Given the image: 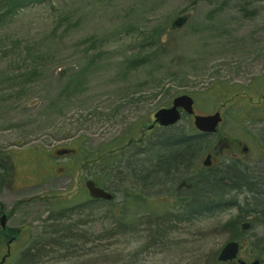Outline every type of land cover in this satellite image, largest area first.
Listing matches in <instances>:
<instances>
[{
    "label": "rangeland",
    "instance_id": "obj_1",
    "mask_svg": "<svg viewBox=\"0 0 264 264\" xmlns=\"http://www.w3.org/2000/svg\"><path fill=\"white\" fill-rule=\"evenodd\" d=\"M178 16L188 20L171 29ZM241 90L252 104L264 94V0H0V213L21 230L4 264L56 235L73 239L24 261L220 264L221 248L235 240L238 259L264 264V113L251 111L247 97H233L222 113L219 135L238 148L215 166L192 175L214 146L211 135L196 143L193 167L159 183L138 176L139 161L159 149L150 142L196 135L186 116L148 132L154 112L187 94L197 114H212ZM139 129L146 154L135 146L120 161L105 159L115 140L122 147ZM67 148L69 159L52 161ZM212 175L231 184L215 190ZM86 179L113 201L90 200ZM195 180L194 191H175ZM126 194L150 198L158 215ZM250 212L259 215L239 233ZM4 246L0 239V259Z\"/></svg>",
    "mask_w": 264,
    "mask_h": 264
},
{
    "label": "flooded vegetation",
    "instance_id": "obj_2",
    "mask_svg": "<svg viewBox=\"0 0 264 264\" xmlns=\"http://www.w3.org/2000/svg\"><path fill=\"white\" fill-rule=\"evenodd\" d=\"M259 93V91H258ZM257 93V95H258ZM260 95V94H259ZM234 100L235 99H244L245 97H247L248 99L244 100L245 101V105L248 106L250 108L251 111H255L256 113H264V94L260 95L259 98H257L255 104H252L250 103L251 101V96H250V92L249 90H241V91H238L236 92L234 95ZM233 97L230 98V100H227L226 102H224L222 105H220V107L218 108V110L223 113L224 109L226 108L227 104L230 102V101H233ZM196 114V112H195ZM188 119L191 118V116H186ZM181 118H183V115L181 116ZM223 120V119H222ZM221 124L222 122L219 124L218 128H217V131L215 134H213L214 136H216V139L214 140V146L205 154L204 158L206 156H209V166L208 167H204L203 164H201L202 166L200 168H196V169H192V175H198L199 174V171L201 169L205 170V169H208V168H211L213 166H215L218 162L221 161L222 157L224 159V157L226 156L225 155V151L226 150H229V149H232L233 147H235V150H237V145L234 143V141H230L228 139L225 138H222V135H219V129L221 127ZM153 129H163L161 127H159L156 123H154V121L146 128V130L148 132H151ZM165 130V129H163ZM140 131V134L136 135L137 138H135V135L134 136H131L127 143L120 147L119 144H120V139L118 140H115L113 143H115V146H114V150H113V153H112V160L114 162H117V161H120L122 160L124 154H129L130 153V149L132 147H137V148H140L141 151H140V157L143 156L144 154H146V151L144 150V148H146L148 142H147V138L145 136V134L143 135V132L142 130H138ZM207 136V135H206ZM153 143L155 144V147H159V145L157 146V143H160V142H150L151 145H153ZM117 146H119L120 148H118ZM191 147V150H192V154L189 158V161L188 163L185 162L183 164H181L182 166L184 165H190L191 167H193V164L194 162H192V159H193V154L195 152L194 150V146H195V143H190L189 145ZM68 150H71L72 152L71 153H67L66 155H56V152L60 153V150H56L54 151V153L52 154V161H59L61 159H69V157L74 154V150L72 149H69L67 148ZM62 151H66V149H61V152ZM242 151L245 153V155L248 154V147L247 146H244L242 148ZM51 161V159H50ZM142 161V160H141ZM144 166H146V164L143 163ZM64 168L63 167H60L59 170L62 171ZM200 181H205L202 177L199 178ZM198 181H193L192 183H189V182H186V181H181L177 184L176 188H175V191L176 192H181V191H184L186 190L187 192H192L195 190L196 188V184H197ZM239 192H241L242 194L245 193V194H252L253 196L256 195L252 190H239ZM145 206H146V203H145ZM3 215V213H0V216ZM259 215V213H251L249 214L248 217H246L244 221H241L239 223V232L243 233L242 230H240V227L242 226V224L244 223H250L251 226L253 225V223L255 222V220L257 219V216ZM7 220H8V215H7ZM10 227L8 226H4V228H0L1 229V235H2V239L5 240V246H4V251L2 252V256L6 255L7 253V249H9V258L12 257V254H13V246H14V243L16 242L19 234H20V231L21 230H16V231H12V234H10ZM236 242V241H235ZM239 243V253L241 252V243L239 241H237ZM247 264L248 262L245 261Z\"/></svg>",
    "mask_w": 264,
    "mask_h": 264
},
{
    "label": "trees",
    "instance_id": "obj_3",
    "mask_svg": "<svg viewBox=\"0 0 264 264\" xmlns=\"http://www.w3.org/2000/svg\"><path fill=\"white\" fill-rule=\"evenodd\" d=\"M221 92L224 94V90H221ZM207 137H205L204 135H200V134H196L194 136V138H183L181 136H179L178 138H168V136L163 140L160 141L159 144V149L156 150L154 149L152 152H150L149 158L148 160H144V164H146L148 167H144V165H142V161L140 160L139 162V172L140 174L138 176L142 177L143 173L148 175V179L149 181H155L157 183H159L163 176H166L171 170L178 168L180 166H182L181 164L189 161V158L192 154V150L191 147L189 146L190 143H200V141L205 140ZM177 140L175 144H171V141ZM170 141V142H169ZM172 145V146H171ZM195 146H194V150H195ZM114 148H110V150L108 151V153L105 155V159H111L112 157V153H113ZM99 150L96 152L98 153ZM90 159L89 157H85V160L88 162ZM183 162V163H182ZM143 171V173H142ZM207 182L209 184H211V186L215 189L218 190L220 187H222V184L220 182H224V184L226 185L227 183L231 184L230 181H228L227 179H220L215 176L212 175L210 177H207ZM147 180V179H146ZM206 182V181H205ZM127 200H131L132 203H135L137 206H143V207H147L145 206V202L148 200H144L141 199L140 200H136V195L134 194H126L125 195ZM130 201V202H131ZM197 206V205H196ZM149 210V212L153 215H158L156 213V210L151 209L150 207H147ZM205 207H203L204 209ZM188 211H192V210H188ZM193 212H190V214H192ZM189 215V214H188ZM29 228V226H25L24 229ZM10 234L14 235L12 233V230H10ZM1 235V234H0ZM45 235V234H43ZM55 240H52L51 238L48 237L47 242H43V241H37L34 244V247H32L31 245L29 247H27L25 250L22 251L23 256L21 258V261L19 262V264H32L35 263L36 261H24L25 259L31 258L28 255H30V252H34V256H40L43 255L45 253L48 252V249L50 248H57L58 250L60 249L62 243H66L69 240H72V237H68L67 239H62V237L56 235ZM36 257V258H38ZM25 258V259H24ZM35 259V258H34Z\"/></svg>",
    "mask_w": 264,
    "mask_h": 264
},
{
    "label": "water",
    "instance_id": "obj_4",
    "mask_svg": "<svg viewBox=\"0 0 264 264\" xmlns=\"http://www.w3.org/2000/svg\"><path fill=\"white\" fill-rule=\"evenodd\" d=\"M188 20L187 16H178L176 17L170 24L171 29H179L181 28ZM193 100L188 95H181L178 97H175L172 100V105L169 108H162L155 112L154 118L155 122L158 123L160 126H172L175 125L180 120V112L179 110L182 109L186 114L193 116V126L195 129L201 133L205 134H212L216 131V128L218 124L221 122V117L219 112H215L212 115H194L193 111ZM68 151H62L60 153H56L57 155H63L66 154ZM209 158L208 156L205 158V161L203 162L204 166H208ZM86 189L88 191V195L92 199H102L105 201L112 200V195L106 191H104L101 188H98L94 185V183L90 180H88L85 184ZM6 221V216L3 215L0 218V225L1 227H4ZM250 223H244L240 227L242 231H246L250 228ZM239 245L237 242H228L223 246L221 251L219 252V255L217 257L218 262L226 263V262H232L236 259L238 254ZM9 252L7 251V256ZM3 257L2 261H5V258ZM1 264V263H0ZM237 264H245V262L238 260ZM252 264H258L257 262H253Z\"/></svg>",
    "mask_w": 264,
    "mask_h": 264
}]
</instances>
